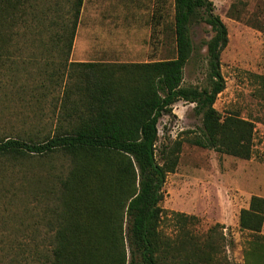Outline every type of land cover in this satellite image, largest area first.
I'll list each match as a JSON object with an SVG mask.
<instances>
[{
  "label": "trees",
  "instance_id": "1",
  "mask_svg": "<svg viewBox=\"0 0 264 264\" xmlns=\"http://www.w3.org/2000/svg\"><path fill=\"white\" fill-rule=\"evenodd\" d=\"M33 2L0 0V87L16 77L21 44L29 37L43 43L42 34L54 26L46 42L56 44L58 54L49 62L53 68L41 70L37 87H59V107L44 136L0 138V158L48 160L54 185L44 187L47 240L40 264H227L215 227L197 236L189 229L193 217L172 212L179 232L167 236L161 230L167 216L162 188L176 169L182 141L158 149V125L174 104H194L200 118L198 132L185 139L189 144L241 159L252 152L253 124L214 107L225 89L220 55L228 33L212 1L172 0L175 56L123 64L69 62L83 0H73L66 22L29 14ZM164 2H155L154 24ZM200 24L212 36L198 47L192 29ZM200 59L202 84L184 85L185 67ZM60 159L67 161L62 173L50 164ZM263 223L264 199L252 196L238 219L252 236L241 264H264Z\"/></svg>",
  "mask_w": 264,
  "mask_h": 264
},
{
  "label": "rangeland",
  "instance_id": "2",
  "mask_svg": "<svg viewBox=\"0 0 264 264\" xmlns=\"http://www.w3.org/2000/svg\"><path fill=\"white\" fill-rule=\"evenodd\" d=\"M211 1L228 33V43L220 55L225 89L217 96L214 107L221 114H236L253 124L252 152L249 159H241L189 144L185 139L198 132L200 118L194 113V104H174L158 125V149L182 141L176 169L167 175L162 188L160 205L167 216L161 230L167 236L179 232L177 223L170 218L172 212L191 216L192 234L204 235L215 227L213 236L223 237L222 255L226 263L241 264L243 250L252 236L239 228L240 211L248 208L252 196L264 199V0ZM72 2L35 0L36 7L29 14H49L56 21L64 18L66 22L71 19ZM164 3L158 24L152 20L156 14H140L136 22L148 23L145 34L139 27L132 29L119 36L120 43L115 41L110 49L96 56L92 51L89 57V52L82 49L86 43L80 30L69 62L146 63L174 57L172 0ZM54 31V26L46 29L43 43L29 37L21 44L15 59L16 77L6 89L0 87V138L42 137L52 130L61 89L37 86L43 80L41 70L51 69L49 62L58 54L59 47L46 42ZM211 36L210 27L205 24L192 29V39L198 47ZM130 41L136 45L132 46ZM201 54H205V48ZM203 79L201 59L185 67L184 85L198 86ZM50 164L62 173L67 161L60 159ZM48 165V160L39 157L0 158V264L41 262V244L47 240L42 220L47 208L44 187L51 188V181L54 185ZM260 234L264 236V223Z\"/></svg>",
  "mask_w": 264,
  "mask_h": 264
},
{
  "label": "crops",
  "instance_id": "3",
  "mask_svg": "<svg viewBox=\"0 0 264 264\" xmlns=\"http://www.w3.org/2000/svg\"><path fill=\"white\" fill-rule=\"evenodd\" d=\"M133 1L134 3L132 0H83L72 50L75 49L80 30L85 36L83 43H86L82 49L89 52V57L92 51L96 56L110 49V44L115 41L120 43V40L117 41L119 36L128 34L132 29L139 27L145 34L148 23H137L136 20L140 18V14H153L154 0ZM128 43L136 45L134 41Z\"/></svg>",
  "mask_w": 264,
  "mask_h": 264
}]
</instances>
